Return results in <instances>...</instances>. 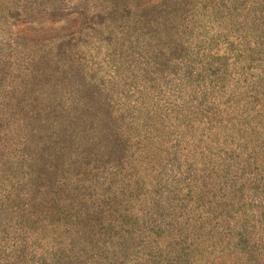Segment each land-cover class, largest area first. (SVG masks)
<instances>
[{"label":"rangeland","instance_id":"374dc122","mask_svg":"<svg viewBox=\"0 0 264 264\" xmlns=\"http://www.w3.org/2000/svg\"><path fill=\"white\" fill-rule=\"evenodd\" d=\"M263 9L0 0V264H264Z\"/></svg>","mask_w":264,"mask_h":264},{"label":"trees","instance_id":"16d2710c","mask_svg":"<svg viewBox=\"0 0 264 264\" xmlns=\"http://www.w3.org/2000/svg\"><path fill=\"white\" fill-rule=\"evenodd\" d=\"M251 12H253L257 16V18H255V19L260 22L261 21V17L263 16V13H264V9L261 10V12H259V13L257 11H255V10L254 11L252 10Z\"/></svg>","mask_w":264,"mask_h":264}]
</instances>
